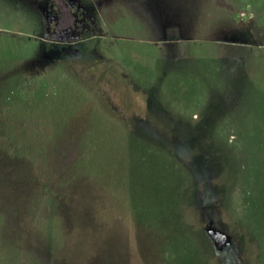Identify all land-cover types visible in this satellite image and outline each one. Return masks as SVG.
<instances>
[{"label": "rangeland", "instance_id": "obj_1", "mask_svg": "<svg viewBox=\"0 0 264 264\" xmlns=\"http://www.w3.org/2000/svg\"><path fill=\"white\" fill-rule=\"evenodd\" d=\"M0 264H264V0H0Z\"/></svg>", "mask_w": 264, "mask_h": 264}, {"label": "trees", "instance_id": "obj_2", "mask_svg": "<svg viewBox=\"0 0 264 264\" xmlns=\"http://www.w3.org/2000/svg\"><path fill=\"white\" fill-rule=\"evenodd\" d=\"M68 64H69L68 62L65 63L66 66H67ZM73 75L75 76V74H73Z\"/></svg>", "mask_w": 264, "mask_h": 264}]
</instances>
